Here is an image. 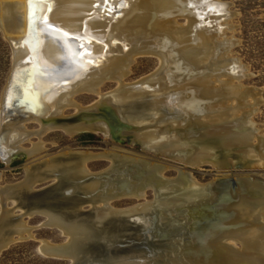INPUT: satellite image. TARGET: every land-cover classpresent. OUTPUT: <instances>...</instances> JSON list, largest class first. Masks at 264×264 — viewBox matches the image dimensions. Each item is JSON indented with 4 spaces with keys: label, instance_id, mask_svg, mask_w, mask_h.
<instances>
[{
    "label": "bare ground",
    "instance_id": "obj_1",
    "mask_svg": "<svg viewBox=\"0 0 264 264\" xmlns=\"http://www.w3.org/2000/svg\"><path fill=\"white\" fill-rule=\"evenodd\" d=\"M202 1L113 0V8L121 13L120 18L109 11L106 0H49L52 2L51 8L54 9L51 22L59 31H50L43 24L44 13L49 7L48 4H39L36 34L28 40V0H0V28L5 38L10 41L14 53L13 71L3 93L0 110L1 132L4 129L2 117L8 91L16 71L27 67L28 58H37L39 65L49 69L48 74L45 72L49 78L46 77V80L37 77L35 88L48 89V86L55 85L49 93L42 96L41 103L45 108L42 115H31L27 119L13 120L7 124V136L0 144V157L1 153L5 155V160L16 155L17 150L12 149L13 142L27 140L25 131L20 130L19 126L25 129L28 124L38 123L45 127L40 136L45 135L53 130V126L66 123L59 117L64 116L65 110L73 106L71 99L77 94L87 93L98 96L100 101L94 105L96 108L83 115L81 125L102 128L114 142L140 144L146 150L155 145H176L171 157L179 158L185 164L192 162L193 167L207 164L223 166L229 161L243 162L245 159L249 160L245 164L256 162H252L255 156L250 153L254 141L251 119L248 118L250 95L234 83L237 75L243 72V67L229 54L234 43L224 39L223 34L224 23L231 16L230 6L227 9L229 16L217 17L211 11L208 13L209 17L207 15L201 18L205 11L201 8ZM214 2L226 4L221 0ZM216 3L208 6L218 8ZM179 18L187 21L186 27L178 24ZM84 27L88 29L86 33H83ZM65 34L88 40L89 46L85 47L91 50V56L79 59L75 41ZM140 57H155L159 60V69L136 84H127L125 80L131 74V67ZM88 59L93 60L94 64H88ZM111 82H117L118 88L109 95H103V87ZM65 83L67 84L64 85ZM161 99H164L161 103L165 107L158 109L155 104ZM176 101L180 103L177 104ZM179 104H184V108H176ZM146 105L158 109L157 112H162L166 121L173 122L162 129V133L167 134L166 137L156 140L158 133L149 129L151 124L137 122L140 120L137 116H120V112L125 115L132 111L142 113ZM77 109L81 111L79 105ZM93 110H96V116L91 113ZM174 123H181V126H175ZM259 144V154L264 158V139H260ZM43 150V146L34 145L26 155L29 158L36 157ZM201 152L204 154L198 156ZM241 152L244 154L240 155ZM64 154V162H59L56 158L47 160L46 157L39 165L32 163L26 168L27 175L30 173L29 177L16 187H0V196L2 205L16 200L18 205L15 207L20 208L27 217L45 213L47 221L44 226L60 229L69 241L64 247L43 242L40 253L45 256L55 252L73 255L74 264L78 262L75 251L90 232L76 218L64 216L74 212L73 208H63V213L60 214L50 207L26 206L22 194L24 189H29L28 184L37 178L38 183L50 180L45 174L37 176L36 171L43 170L46 174H53L55 178L52 194L60 195L74 191V184L94 176L87 168L88 161L105 159L112 163L99 176L113 172L119 159L129 161L122 179L112 180L108 184L89 181L83 186L86 194L93 197L92 205L98 220L115 215L141 217L151 211V204L139 205L126 211L109 209L111 202L118 199L145 198L148 189L159 190L175 185L173 188H179V195L204 189V186L192 183L187 172L180 171L177 179L168 180L164 176V165L152 163L148 156L146 159L141 156H128L126 153L122 155L117 151L103 154ZM212 155L217 157L215 160L219 163L210 162ZM227 174L217 185H223L221 190L228 188L233 195L228 196L229 199L224 202L221 197L218 200L207 197L195 204L192 212L188 213L189 224L186 226L190 228L194 225V218L213 220L207 225L208 228L206 224H202L199 237L204 236V239L196 246L203 258L197 261H174L177 264H258L255 253L261 249L259 247H264V200L255 203L245 196L260 194L262 185L242 177L237 181L233 179L238 183L237 190L233 191ZM58 175L71 177L75 179V183L59 182ZM122 182H126L125 188H121ZM212 185L214 184H210L208 188ZM216 192L219 194V191ZM207 206L214 208L207 211L204 209ZM10 213L2 216L0 243L9 229L17 231L13 242L32 239L33 235L23 219L13 223L10 221ZM215 238L218 239L214 240ZM258 239L262 240L260 244L255 243ZM231 240L243 241L242 249L230 244ZM119 264L145 263L121 260Z\"/></svg>",
    "mask_w": 264,
    "mask_h": 264
},
{
    "label": "rangeland",
    "instance_id": "obj_2",
    "mask_svg": "<svg viewBox=\"0 0 264 264\" xmlns=\"http://www.w3.org/2000/svg\"><path fill=\"white\" fill-rule=\"evenodd\" d=\"M221 2L230 5L231 16L228 18V21H226L227 24L226 22L224 23L225 29L223 31L224 39L234 43V46L229 50V54H231L232 58L239 62L243 67V72L237 75L238 78L234 79V83L237 86H240L241 89L246 90L248 92L246 93L250 95L248 96V99L250 100L249 114L250 116L252 115L250 119L252 130L254 132V134L252 133L254 135V141H252L250 153L255 156L252 159V162H256L245 164L249 161L248 159H245L243 162L229 161V163H224L223 166L207 164L193 167L191 166L192 162L185 164L181 159L171 157V154L176 150L174 147L176 145H156L146 150L139 144L133 145L131 142L126 141L114 142L112 138L109 137L108 133L102 128L98 129L82 126L80 124L83 115L88 113V110L96 108L94 105L100 101V98L94 94L81 93L71 99V104L73 106L65 110L64 116L59 117V119H64L66 123L61 126H53L51 132L40 136L45 127H41L38 123L28 124L25 126V129L19 126L20 130L25 131L27 140L23 142H13L12 149L17 150V154L21 155L16 158H14L15 155L11 156L5 160L6 163L0 159V187L4 188L23 183L30 175V173L27 175L26 168L32 163H35V165L41 164L42 161H45L46 157L47 160L50 158H56L59 162H64V153L67 152L103 154L114 151L120 152L122 155L126 153L129 154L128 156L135 155L146 159L149 158V161L152 163H160L161 166L164 165L163 168H166V170L163 169V171L165 170L164 176L168 180L177 179L179 172L181 171L185 173L187 172L186 174L190 176L192 183L204 186L203 190H207V186L214 184L208 189H211L212 191L214 190V192L219 191V194L216 192L214 195L212 194L213 196L211 195L209 197H214L216 200L220 197L222 198L223 194L229 197L231 194L233 195L228 188L221 190L222 188L217 185L221 179H225L223 176L226 173L229 174L227 175L230 180L235 179L237 181L242 177H247L254 180L252 182L259 181L264 185V158L259 154V140L264 139V0H221ZM177 22L181 27L187 26V21L184 18H179ZM9 42L10 41L5 38V35L0 28V110L3 93L7 87L14 66V53ZM158 69L159 60L155 57L137 58L131 67V74L125 81L127 84H136L154 74ZM118 86L117 82L108 83L102 89L103 95H109L114 92ZM154 96L156 95H153V97ZM163 100L164 99H161V101L155 104L158 109L159 107H165L161 103ZM77 105L81 107V111L77 109ZM158 109L155 110L150 105H146L142 110V113L132 111V113L128 112V114L125 115L123 112H120V116L121 118H125V116H137V118L140 119L137 120V122L151 124L149 129L158 133L157 140L167 136V134L162 133V129L173 123L171 121H166L164 119V114L162 112H157L159 111ZM95 111L96 110H93L91 113L96 116L97 112ZM174 124L175 126H181V123ZM72 133H75L74 136L70 135ZM34 145L43 146L44 150L40 155L29 158L27 157L26 152L32 150ZM203 154L204 153L202 152L198 153V156ZM242 154H244V152L240 153V155ZM215 159H217V157L215 158V156H213L210 162L219 163ZM125 162L124 159H119L116 162L115 167L121 169L124 168V166L126 167V164L130 163L129 161ZM111 164L112 163L109 160L105 159L91 160L87 162V168L94 176H99V174L106 172L111 167ZM35 173H38L37 176L42 174L46 175L45 171H36ZM120 174L112 177L117 178ZM105 175L106 174H104L103 177ZM37 179H35V181L32 180L28 184L30 185L28 187L34 190H41L54 184V178H50V180L41 183L36 182ZM105 180L106 179H103V181ZM174 193L177 195L176 191H171L170 189L163 190V194L165 195L163 200L172 198L175 196ZM191 197L195 196L191 195ZM235 198L237 197L235 196ZM1 199L0 196V203H2ZM155 200V191L153 189H148L145 198L118 199L111 202L109 209L126 211L139 205L152 204ZM162 202V204L166 203V201ZM6 204L7 210L14 211V215H23V211L20 208L15 207L18 205L16 200L9 201ZM92 208L91 205H85L81 210L83 212H89ZM22 221L29 227L27 228L33 235V238L14 242L9 248L3 250L0 253V264H71L69 260H60L40 253L39 249L43 242H48L55 246H61L69 241V238L60 230L44 226L47 218L41 215L33 217L24 216ZM150 222L151 219L148 217L146 223L149 224ZM188 224L189 221H186V225ZM229 243L237 249H242L243 247L242 244L235 240H231Z\"/></svg>",
    "mask_w": 264,
    "mask_h": 264
},
{
    "label": "water",
    "instance_id": "obj_3",
    "mask_svg": "<svg viewBox=\"0 0 264 264\" xmlns=\"http://www.w3.org/2000/svg\"><path fill=\"white\" fill-rule=\"evenodd\" d=\"M28 2V40L29 37L31 38V36L36 34V26L38 23L36 14L39 12V4H48L49 7L48 10L44 13V18H47V22H43V24H46V28L50 31H59V28L53 25L51 22V16L54 11V9L51 8L52 2H49V0H28ZM112 2L113 0L107 1L106 6L108 7L109 11H112L116 16L120 17L121 13L118 12L117 8H113L114 5L112 4ZM214 3H216L214 2V0L202 1L201 8L205 9V11L202 12L201 18L207 16L211 11H213L214 14H217V17H223L227 15L229 16L227 9L230 5H221L216 3L215 5H218L219 9L208 6L209 4ZM87 31L88 29L84 27L83 33H86ZM68 37L70 39L72 38V40L75 41L76 47L78 48L79 59H85V56H91V50L85 47L86 45L89 46L90 42L88 40H85L83 37H79L77 35ZM28 40H26V42ZM81 45L83 47H81ZM126 49H129V47H126ZM92 61L93 60L90 59L87 60L88 64L93 65L94 63ZM26 62L27 67L25 69L16 71L11 89L8 91V95L6 97L5 108L2 117V124L4 126V129L0 134V144L5 141V138L7 136V130L5 127L8 123L13 120L27 119L31 115L40 116L45 112L44 105L43 103H41L42 96L49 93L50 90H52L51 87L55 86L52 84L48 86V89H36L35 83L37 77H43L44 79H46V77L49 78V76L45 74V72H47L48 74L49 69H46L45 67L39 65V61L37 58L33 60V57H30L26 60ZM52 77L53 76H51V78ZM66 84L67 83H65L64 85ZM176 102L177 104L180 103L179 101ZM176 108H184V104H179L176 106ZM251 116L249 114L248 118H250ZM1 155L2 157H0V159L6 163L5 155L3 153H1ZM19 155L21 154L15 155L14 158L18 157ZM126 166H128V164H126ZM125 170L126 168L124 166V168L121 169L116 168L113 172L105 175L104 177L92 176L90 178L81 180L80 183L78 182V184H74V186L76 185L74 187V191L70 193H61L60 195L52 194L54 189L53 185L41 190H34L31 188L24 189V194H22L23 200L26 203V206L33 208L37 206L43 208L50 207L56 209L60 214L63 213V208H73L74 212L66 213L64 216L76 218L81 223H83L84 228L90 232V235L87 238L81 240L79 247L75 251V255L78 261L75 262V264H119V261L121 260H130L133 262L139 261L145 264H177L174 261L186 259L197 261L199 258H203L201 252L196 250V246L198 245L197 243H200L201 240L204 239V236L199 237L203 227L202 224H206L207 226L211 224L213 220H209L204 217L200 218V220L194 218V225L191 228L186 226L185 223L186 221H188V213L192 210L193 206L201 200L211 196L214 192L212 190H209L208 186V190H196L190 192L189 194L182 195L178 194L179 188H173L175 185L167 186L164 189L159 190L153 189L156 193V200L150 206L151 211L143 214L141 217L115 215L105 220H98L96 218L94 205H92L93 197L86 194L83 186H85V184L89 181H97L100 183L103 182L105 184H108L112 180L122 179L123 177H125ZM118 174H120L119 177H112ZM45 176H47L48 178H55L53 174L49 173ZM103 179L106 180L103 181ZM58 180L59 182L64 181L70 184L75 183V179L73 180V178L71 177H65L61 175H58ZM229 181L232 190H237L238 183L233 179ZM259 183L262 185L260 194L254 196L246 195V199L255 203L260 202L262 199L264 200V185L261 182ZM21 184L22 183L18 185ZM18 185H15L14 187ZM125 187L126 182H122L121 188ZM15 189L17 190L18 188ZM169 189L171 191H176L177 195H175L174 193L175 196H173L172 198L163 200V197H165V195L163 194V190ZM18 193L19 192L17 191V194ZM191 195H194L195 197H191ZM228 199L229 197L227 195L222 196L223 202ZM162 201H166V203L162 204ZM85 205H91L93 207L92 210H90L89 212H83L81 208ZM175 205H178V207H176ZM0 206L1 223L2 216L4 214L10 213V211L7 210L6 205L2 206V203H0ZM213 208L214 206H207L204 209L207 211H212ZM10 214V221L13 223L21 221L23 217L26 216L14 215V213ZM39 215L46 217L45 213H41ZM148 216L151 219V222L149 224L146 223ZM16 235L17 231L15 229H9L5 233V239H3V241L0 243L1 252L5 248H9V246L14 243L12 239ZM218 236H221V234ZM197 239L199 240L197 241ZM217 239L218 238H215L214 240ZM261 241H259L258 239L255 243L260 244ZM237 242L244 245L243 241ZM60 247H64V244ZM259 248L261 249H259L257 253H255V259L257 260L258 264H264V247ZM48 257L60 260H69L71 264H74L73 255L55 252L50 254Z\"/></svg>",
    "mask_w": 264,
    "mask_h": 264
},
{
    "label": "snow or ice",
    "instance_id": "obj_4",
    "mask_svg": "<svg viewBox=\"0 0 264 264\" xmlns=\"http://www.w3.org/2000/svg\"><path fill=\"white\" fill-rule=\"evenodd\" d=\"M106 2H107V0H106ZM43 22H45V23L47 22V18L46 17L44 18ZM65 35H67V34H65ZM81 47H83V46L81 45Z\"/></svg>",
    "mask_w": 264,
    "mask_h": 264
},
{
    "label": "flooded vegetation",
    "instance_id": "obj_5",
    "mask_svg": "<svg viewBox=\"0 0 264 264\" xmlns=\"http://www.w3.org/2000/svg\"><path fill=\"white\" fill-rule=\"evenodd\" d=\"M81 124V123H80ZM98 131V130H97ZM156 146V145H155ZM41 183V182H40Z\"/></svg>",
    "mask_w": 264,
    "mask_h": 264
}]
</instances>
